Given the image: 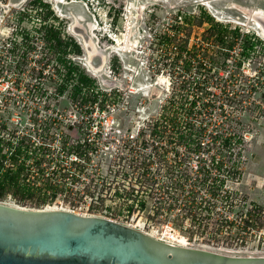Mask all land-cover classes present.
I'll list each match as a JSON object with an SVG mask.
<instances>
[{
    "label": "rangeland",
    "instance_id": "374dc122",
    "mask_svg": "<svg viewBox=\"0 0 264 264\" xmlns=\"http://www.w3.org/2000/svg\"><path fill=\"white\" fill-rule=\"evenodd\" d=\"M32 1L0 0V119L12 127L48 129V142L55 147L66 135L70 141L88 140L95 149L88 152L86 171L100 174L68 181L74 191L41 208L108 217L165 240L175 234L179 244L190 247L264 256V228L249 227L245 241L236 238L250 201L264 205V38L252 18L254 9L264 13V0H46L63 21V34L86 45L83 30L88 45L103 57L93 75L91 53L82 44L81 55H67L95 80L100 94L92 107L74 98L72 86L59 92L65 65L42 43L34 12L20 28L28 30L26 42L37 50L27 53L22 45L17 15ZM195 17L204 23L197 25ZM209 17L228 29L231 49L210 34ZM186 40L187 49L180 53L177 47ZM165 106L182 126L190 108L188 121L207 126L203 144L212 143L211 133L228 130L232 136L231 149L218 152L219 138L212 150L227 170L239 169L226 186L233 205L220 200L217 207L233 224L218 234L213 225L200 227L192 215L185 216L179 205L168 210L167 195L149 188L147 178L164 184L169 168L194 173L204 165L200 158L209 156L207 145L200 152L186 151L170 138V126L152 134L171 113ZM144 163L150 164L147 175ZM132 187L137 191L128 196ZM5 201L36 208L11 196ZM157 206L165 208L155 216Z\"/></svg>",
    "mask_w": 264,
    "mask_h": 264
},
{
    "label": "trees",
    "instance_id": "16d2710c",
    "mask_svg": "<svg viewBox=\"0 0 264 264\" xmlns=\"http://www.w3.org/2000/svg\"><path fill=\"white\" fill-rule=\"evenodd\" d=\"M33 12L39 22L36 29L42 33V43L56 54L57 62L65 65V72L61 73L63 81L58 87L59 92L64 93L68 87L72 86L71 92L74 98H80L82 105L92 107L98 102L100 94V91L96 90L95 80L86 73L78 61L67 57L69 54L81 55L83 53L81 44L74 37L63 34V21L46 0H33L31 8L20 10L17 15L16 27L20 28L24 19L34 17ZM207 19L213 25L209 29L210 34L217 35V39L223 45L226 44L228 49H231L233 42L228 43L225 40L228 29L211 17ZM195 23L201 25L204 21L195 17ZM20 29L22 30V45L26 47L27 53L37 50L36 45L26 42L30 40L28 30ZM187 43L186 40L184 44L178 45L180 53L187 49ZM26 50L23 51L24 54H26ZM35 61L38 60L35 59ZM101 103L104 107V101ZM165 108V112L171 113L163 115L162 123L156 124V129L152 134L161 135V130L170 126V138L176 139L178 144H184L186 151L200 152L204 145H207L206 150L209 156L200 158L204 165L197 168L194 173L188 169L181 171L169 168L167 177L170 180L164 184L158 182L154 176L150 179L147 178L148 181H151L149 188H156L159 190L157 193L167 195L170 200L168 201L170 203L168 210L179 205L184 211H187L185 216L192 215L200 227L204 225L209 228L210 224L213 225L211 229L218 234L223 228L233 224V220L223 215L217 207L220 200L223 203H228L227 200H230L231 195L226 189L228 177H232V175L236 177L239 169L227 170L224 160L217 159L212 150L219 138L221 147L217 149L218 152L224 148L231 149L234 145L232 136L228 134V130L227 132L211 133L212 143L203 144L201 138L206 134L207 126L192 124L188 121L190 108L187 109L188 114L186 113V125L184 126L173 116L174 113L170 106H165ZM34 120L36 121V119ZM48 137V129L35 131V129L27 127H12L7 121L0 119V201H5L11 196L20 203L31 202L36 208H41L45 204L54 203L63 193H72L74 189L68 186V181L78 182L87 177L94 180L96 175H100L94 171L91 173L86 171L85 162L90 159L88 152L95 149L88 140L70 141V137L66 135L61 141V146H56V148L54 144L48 142ZM238 141L241 142L242 138ZM142 165L143 175L151 172L150 164ZM157 183L160 184L156 186ZM136 191V188L132 187L130 190H126V193L128 196H132ZM232 205L233 203L230 202V206ZM249 205L251 207L247 211L248 218L242 219L239 224V226L241 225L240 231L236 237L243 241L250 233L249 227L251 229L264 228V205L257 201H250ZM144 206L145 203L141 201V209ZM130 207L132 210L133 205ZM163 208L165 206H157L155 216L163 213ZM242 232L247 234L243 235Z\"/></svg>",
    "mask_w": 264,
    "mask_h": 264
},
{
    "label": "water",
    "instance_id": "95a60500",
    "mask_svg": "<svg viewBox=\"0 0 264 264\" xmlns=\"http://www.w3.org/2000/svg\"><path fill=\"white\" fill-rule=\"evenodd\" d=\"M252 18L263 33L264 13ZM80 33L88 39L83 30ZM85 46L91 66H100L102 55ZM0 264H264V256L190 247L71 209H36L0 201Z\"/></svg>",
    "mask_w": 264,
    "mask_h": 264
},
{
    "label": "bare ground",
    "instance_id": "6f19581e",
    "mask_svg": "<svg viewBox=\"0 0 264 264\" xmlns=\"http://www.w3.org/2000/svg\"><path fill=\"white\" fill-rule=\"evenodd\" d=\"M59 2H62V0H59ZM214 11H213V13L214 14H218V16L220 15L218 12H216V10L215 9H213ZM261 12H263V10L262 9H254L253 10V12H252V14L254 15V13H261ZM222 17V16H221ZM224 17V16H223ZM90 26V25H89ZM254 28L257 30V32L260 34V36L261 37H263L264 38V32L262 33V29H261V25H260V23L259 22H257V21H254ZM81 41V40H80ZM87 41V40H86ZM85 41V42H86ZM87 43V42H86ZM81 44L83 45V47L86 49V46L83 44V42L81 41ZM87 45H88V43H87ZM87 50V49H86ZM119 51V50H118ZM89 70H90V72L93 74V75H97L98 73H97V71H99V68L98 67H94V66H89ZM177 238H176V236H175V240H176Z\"/></svg>",
    "mask_w": 264,
    "mask_h": 264
},
{
    "label": "built area",
    "instance_id": "2783aa9c",
    "mask_svg": "<svg viewBox=\"0 0 264 264\" xmlns=\"http://www.w3.org/2000/svg\"><path fill=\"white\" fill-rule=\"evenodd\" d=\"M166 240L178 243L177 240H175V234L174 235H170V237L168 239H166Z\"/></svg>",
    "mask_w": 264,
    "mask_h": 264
},
{
    "label": "flooded vegetation",
    "instance_id": "af4514ba",
    "mask_svg": "<svg viewBox=\"0 0 264 264\" xmlns=\"http://www.w3.org/2000/svg\"><path fill=\"white\" fill-rule=\"evenodd\" d=\"M216 16H218V14H215Z\"/></svg>",
    "mask_w": 264,
    "mask_h": 264
}]
</instances>
